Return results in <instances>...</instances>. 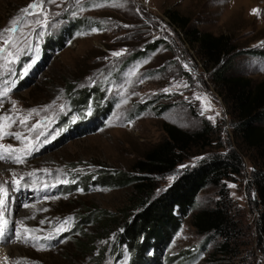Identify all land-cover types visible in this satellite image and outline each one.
Listing matches in <instances>:
<instances>
[{"label": "rangeland", "instance_id": "rangeland-1", "mask_svg": "<svg viewBox=\"0 0 264 264\" xmlns=\"http://www.w3.org/2000/svg\"><path fill=\"white\" fill-rule=\"evenodd\" d=\"M41 2L0 0V91L5 86L10 90L0 97V117L12 118L0 120L8 125L0 146L12 150L0 147L5 157L0 159V188L7 191L0 212L8 221L0 238V264H130V251L117 244L118 222L145 198L138 190L142 184L153 187L156 195L185 168L237 145L234 119L215 83V69L203 63L165 10L188 17L189 26L200 31L228 35L239 53L227 74L255 82L264 80V58L246 51L264 50V0H51L43 2V15L22 12ZM17 17L24 19L16 32H4ZM76 17H87L96 26L66 37L61 49L45 55L44 38ZM45 19L46 26L36 24ZM9 36L15 46L4 45ZM117 51L123 54L112 56ZM5 57L15 62L4 67ZM72 84L76 91L91 90L89 103L73 105L77 93L69 95ZM24 117L29 119L21 125ZM37 122L40 126L29 131ZM169 125L193 136L201 132L202 137L192 141L171 171L160 175L136 169V161L166 139ZM40 132L44 135L37 140ZM252 165L244 157L242 172L223 180L230 214L240 230L229 251L213 257L219 240L204 243V235L192 226L193 213L220 200V188L207 186L180 215L181 227L160 255L164 264H264L257 243L260 206L250 183ZM103 173L106 180L93 178ZM34 188L43 190L35 202ZM33 204L40 209L27 225L10 218L34 211ZM90 210H105L113 221L99 216L81 224L79 219ZM28 226L39 239H17V232L23 234ZM61 227L66 230L57 231ZM12 244L16 246L6 256Z\"/></svg>", "mask_w": 264, "mask_h": 264}, {"label": "trees", "instance_id": "trees-1", "mask_svg": "<svg viewBox=\"0 0 264 264\" xmlns=\"http://www.w3.org/2000/svg\"><path fill=\"white\" fill-rule=\"evenodd\" d=\"M164 13L170 24L181 31L190 47H196L203 63L212 65L215 69V83L222 89L220 94L234 119L232 133L237 139V145L224 153L209 155L194 166L185 168L156 195L153 187L142 184V189L138 190L145 198L137 200L134 211L118 222L117 244L125 245L130 251V264H164L160 255L180 229V215L186 214L194 206L203 188L214 186L220 188V200L212 207L200 208L193 213L191 223L198 234L204 235V243L219 240L212 253L213 257L229 251L230 243L236 239L240 230L230 214V197L223 180L231 175H239L244 168V157H247L253 164L250 183L260 206L256 224L257 243L264 253V80L254 82L250 77L227 74L232 57L239 53L235 51L237 47L228 35H214L190 27V19L174 10L167 9ZM93 26L96 24L87 17L69 19L57 34L44 38L43 52L47 55L49 49H61L66 37L70 38L74 33ZM246 53L264 58V50H251ZM68 87L70 96L77 93L73 96V105L89 103L90 89L76 91L73 84ZM165 131L166 139L136 161V169L160 175L171 171L181 162L192 141L202 137L201 132L193 136L172 125L165 126ZM95 177L107 179L105 173L96 174L93 178ZM112 177L117 179L116 176ZM119 177L124 178L122 175ZM96 213L100 215H94ZM99 216H103L105 221L112 220L105 210H90L79 222L83 224L91 221V217ZM211 263L226 264L220 261Z\"/></svg>", "mask_w": 264, "mask_h": 264}, {"label": "snow or ice", "instance_id": "snow-or-ice-1", "mask_svg": "<svg viewBox=\"0 0 264 264\" xmlns=\"http://www.w3.org/2000/svg\"><path fill=\"white\" fill-rule=\"evenodd\" d=\"M43 2H49V3H50L51 0H42V2L39 3V4H37V3H30V4L27 5L24 9H22V12L25 13L26 15H31V16H40V15H43ZM37 8L40 9L39 12L35 11ZM252 11L255 13V12H257L258 10L253 9ZM23 19H24V17H17L16 19L12 20V21L10 22V25H11V26L8 27V28H6V29H4V32L15 33L16 30H17V29H16V25H17L21 20H23ZM36 24H37V25H40V26H46V25H47V20L45 19L43 22H41L40 20H36ZM92 31L95 32L96 29L94 28V29H92ZM43 34H44V33H40V35H43ZM3 43H4L5 46H7V45H9V44H13V46H15V44H14V39H13L12 36H9L8 39H5V40L3 41ZM3 51H4V49L0 48V52H3ZM122 54H123V51H117V52H113V53H112V56H114V57H119V56H121ZM8 56H13V53L9 52V53H8ZM15 59H18V57H16ZM5 60H6V63H5V65H4V67H7V66H8V63L15 62L14 60H13V61H8V58H7V57H5ZM34 62H35V61H33V63H34ZM28 67H30V65H29ZM185 67H187V65H185ZM27 70H28V68L26 67V68L24 69V73H25V74L27 73ZM135 74H136V73H135L134 71H133L132 73H130V75H135ZM184 86L186 87L187 85H184ZM169 90H170V89H164V91H166V92L169 91ZM9 91H10V90L5 86V87L3 88V90L0 91V97L7 96L8 93H9ZM197 99H201V98H200V97H197ZM61 109H62V106H61ZM35 111H36L35 109L31 110V112H35ZM202 114H203V113H202ZM217 115H218V113H217ZM28 119H29V117H24V118L20 119L19 123H20L21 125H25ZM209 119H212V117H209ZM0 120H3V121H10V120H12V118H11L10 116H3V117H0ZM7 126H8L7 124L0 125V135H4V133H3V128H4V127H7ZM39 126H40V122H37V124L32 125V127L29 129V131H34V130H36ZM15 135H16L17 139H22V137L20 136L19 133H16ZM41 135H44V133H43V132H40L39 135L37 136V140H39V136H41ZM23 139L27 140L28 138H23ZM44 142L47 143L48 141L45 140ZM29 143H30V142H29ZM0 147H4V149H5L6 152H10V151H12V150H11V146H0ZM25 151H28L27 147H26ZM4 158H5V157H4L3 155H0V159H4ZM15 159H16L17 162H22V161H21V157H19V156H16ZM181 167H185V166L182 165ZM45 171H47V170H45ZM168 179L171 180V179H173V178H172V177H168ZM64 182H67V181H64ZM12 183L18 185V184H19V181H18V180H13ZM229 186H230V187H234V185H229ZM0 193H3V196L0 197V206H3V205L5 204V200H6V197H7V191H6L5 189H3V188H0ZM25 207H27V205H25ZM65 223H67V220L65 221ZM7 224H8V221L4 218V214H3V212H0V238H3V237L5 236V229H6V227H7ZM65 230H66V229L63 228V227L57 229V231H65ZM24 231L27 233V232H29L30 230L27 229V228L25 227V228H24ZM31 238H32V239H39V237H31ZM51 238H52L51 236L47 237V239H51ZM17 239H20L19 232H17Z\"/></svg>", "mask_w": 264, "mask_h": 264}, {"label": "bare ground", "instance_id": "bare-ground-1", "mask_svg": "<svg viewBox=\"0 0 264 264\" xmlns=\"http://www.w3.org/2000/svg\"><path fill=\"white\" fill-rule=\"evenodd\" d=\"M34 191H36V192H33V200H34V202H35V200L36 199H34V198H38L39 197V195L41 194V192L43 191H41V192H39L38 190H37V188H34ZM31 206H33V208H35L34 209V211H31L30 213L28 212V213H18L17 214V216H15V217H10V218H16V221L18 220L19 222H20V224H22V223H27L28 221H30V220H33V217L35 216V212H37V210H39L40 209V206H38V205H35V204H33V205H31ZM32 208V209H33ZM18 222V223H19ZM27 225V224H26ZM25 228V227H24ZM31 227H27V229H29L30 231L29 232H24L23 234H21L20 235V237L21 238H23V241L24 240H27V241H31L32 240V238L31 237H36L37 235L35 234V233H33L32 231H31V229H30ZM38 234V233H37ZM42 235H46V234H42ZM40 236V235H39ZM14 246H16V245H14V244H12V245H9V246H7V248H6V252H5V255L7 256L8 254H9V252H10V249L11 248H13Z\"/></svg>", "mask_w": 264, "mask_h": 264}]
</instances>
